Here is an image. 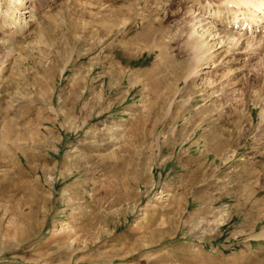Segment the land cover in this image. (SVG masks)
<instances>
[{"label":"rangeland","instance_id":"obj_1","mask_svg":"<svg viewBox=\"0 0 264 264\" xmlns=\"http://www.w3.org/2000/svg\"><path fill=\"white\" fill-rule=\"evenodd\" d=\"M227 1L0 0V264H264V27L189 43Z\"/></svg>","mask_w":264,"mask_h":264},{"label":"bare ground","instance_id":"obj_2","mask_svg":"<svg viewBox=\"0 0 264 264\" xmlns=\"http://www.w3.org/2000/svg\"><path fill=\"white\" fill-rule=\"evenodd\" d=\"M169 3H170L169 8H174L175 6L174 2L169 1ZM207 5L209 6V4ZM250 5L252 6V8L250 7L251 9L249 8ZM201 6L203 7L204 5H201ZM240 6H245L244 7L245 12H241L239 14L238 12H240V10L242 9V8H239ZM206 7L207 6H205V9ZM198 10L202 11V8ZM250 13H254V14H250ZM212 15L215 16V18H218V22L214 23L213 26L211 25L208 26V24L202 25V27L205 28L206 35H204V37L202 38L204 34L203 33L199 35V37L192 38L189 41V43H191L190 48L195 54V58H196L195 63L197 62V64L198 63L200 64L203 60L207 61V57H208L207 52L211 48H215L218 45H221L222 40L221 41L219 40L221 38L220 37L221 34L228 35L229 37L233 36V34L230 31H229L230 34L225 33L226 28L228 29L229 26L233 28L236 25L237 26L236 29H238L241 32L244 30L243 27L245 26L244 25L245 22H249L250 24H247V27H249L250 32L252 31L253 33L254 31L256 33V32H259L260 29H263L264 27V0H230L226 2L225 6L223 7V10H219L218 8V10H214L212 12ZM241 15H242V18H240ZM248 16H250L249 19H247ZM216 26L217 27L224 26L226 28H224V31H223L217 28ZM207 40L208 42H212L211 46L209 45V43H207Z\"/></svg>","mask_w":264,"mask_h":264}]
</instances>
